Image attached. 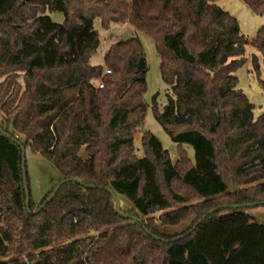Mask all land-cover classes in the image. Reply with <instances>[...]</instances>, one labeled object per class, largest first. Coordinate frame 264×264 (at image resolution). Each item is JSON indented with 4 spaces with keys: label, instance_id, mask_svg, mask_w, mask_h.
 I'll list each match as a JSON object with an SVG mask.
<instances>
[{
    "label": "trees",
    "instance_id": "16d2710c",
    "mask_svg": "<svg viewBox=\"0 0 264 264\" xmlns=\"http://www.w3.org/2000/svg\"><path fill=\"white\" fill-rule=\"evenodd\" d=\"M216 1L0 0V126L13 136L0 132V264H27L21 256L33 251L35 264H264V224L248 213L264 202V113L255 119L235 74L249 40ZM244 1L264 14V0ZM97 19L105 30L129 24L154 40L170 91L155 117L178 144L176 160L145 128L142 40L113 43L104 65H93ZM253 44L264 56V26ZM252 63L261 74L256 54ZM15 139L52 161L63 179H75L41 210L56 186L27 207ZM76 180L110 188L133 205L123 211L142 221L119 214L108 190ZM27 183L30 190L29 176ZM235 204L243 207L198 224ZM159 211L158 221L147 218Z\"/></svg>",
    "mask_w": 264,
    "mask_h": 264
},
{
    "label": "rangeland",
    "instance_id": "374dc122",
    "mask_svg": "<svg viewBox=\"0 0 264 264\" xmlns=\"http://www.w3.org/2000/svg\"><path fill=\"white\" fill-rule=\"evenodd\" d=\"M216 4L221 6L226 11H229L234 15L241 24V31L246 35L249 43L247 45V62L240 67L236 72V76L239 78L238 87L243 90L249 100L254 104V116L257 119L264 113V56L253 44V39L260 29L264 26V14H257L251 10V8L245 3L244 0H217ZM54 21L62 23L64 21V15L60 12L49 13ZM95 27L100 33V46L96 52L93 53L90 62L93 65H104V56L110 46L119 41L126 40L132 37H139L145 47L149 71L147 73V91L146 100L149 103L145 128L154 133L162 142L165 149H167L174 160L178 158L177 148L178 144L173 141L170 135L166 132L163 126L155 117V108L159 111H163L164 106L168 102L169 87L164 81L161 74V59L158 54L155 42L150 37L137 31L133 26L129 24H111L109 30H105L101 26L100 19L95 21ZM256 54L261 63V74L255 71L252 63V56ZM4 78H1L2 81ZM18 81L21 84H25V78L23 73L19 75ZM99 81H96L97 84ZM0 123L5 125V115L0 109ZM24 138V136H22ZM135 146L137 148L138 156H144V149L142 145V134L138 132L135 136ZM188 149L189 155L192 159H195V150L190 144H185ZM84 158H87L85 150L81 152ZM26 170L27 180L29 176L30 191L32 199L35 203H40L44 197L52 190L62 179V174L52 161L44 157L42 154L34 153L30 148L26 150ZM254 184V183H253ZM252 184V185H253ZM121 205L124 210H129L133 205L126 201L121 200ZM170 210H174L171 208ZM164 211H159L149 215L147 218H153L156 221L159 220L161 214ZM248 213L253 216L254 219L264 224V206L250 208ZM0 228H5V224L0 222ZM92 234H98L94 230H91ZM7 246L8 243L6 242ZM38 256L37 251H33L29 256L24 254L21 257L26 260L27 264H35V260L30 256Z\"/></svg>",
    "mask_w": 264,
    "mask_h": 264
},
{
    "label": "water",
    "instance_id": "95a60500",
    "mask_svg": "<svg viewBox=\"0 0 264 264\" xmlns=\"http://www.w3.org/2000/svg\"><path fill=\"white\" fill-rule=\"evenodd\" d=\"M0 132H2L3 134L7 135L8 137H13L10 133L6 132L1 126H0ZM15 141L21 145L22 147V151H23V179H24V183H25V189H26V194H27V207L29 208V205H30V200H31V194H30V190H29V186H28V183H27V170H26V147L23 145L22 142H20L18 139H15ZM71 180H75V179H68V178H64L62 179L55 187V189L53 190L52 194L49 196V198L44 202V204L41 205L40 209H43L54 197L55 195L57 194L58 190L60 189L61 185L64 184L65 182L67 181H71ZM77 182L81 183L82 185H85L89 188H103V189H106L108 190L112 196L114 197L115 199V202H116V211L121 214L122 216L126 217V218H129V219H134V220H137L139 222L142 221L141 218L139 217H136V216H133L127 212H124L123 211V208H122V205H121V199L120 197L113 191L111 190L110 188H107L105 186H98V185H94V184H86L84 182H82L81 180H76ZM264 205V202H260V203H255L254 206H263ZM251 204H245V207H250ZM243 207V205L241 204H235V205H223V206H219V207H216L212 210H210L209 212H207L198 222V224H200L206 217H208L209 215L215 213L216 211H219L220 209H227V208H241ZM148 232L150 234H152L153 236H155L153 233H151L149 230ZM156 238L158 239H161L157 236H155Z\"/></svg>",
    "mask_w": 264,
    "mask_h": 264
},
{
    "label": "built area",
    "instance_id": "2783aa9c",
    "mask_svg": "<svg viewBox=\"0 0 264 264\" xmlns=\"http://www.w3.org/2000/svg\"><path fill=\"white\" fill-rule=\"evenodd\" d=\"M112 73V70L111 69H106L105 72H104V75L106 74H110ZM97 86L100 87V88H103L104 87V81L103 79H100L99 82L97 83Z\"/></svg>",
    "mask_w": 264,
    "mask_h": 264
},
{
    "label": "crops",
    "instance_id": "0c3cea01",
    "mask_svg": "<svg viewBox=\"0 0 264 264\" xmlns=\"http://www.w3.org/2000/svg\"><path fill=\"white\" fill-rule=\"evenodd\" d=\"M126 25V24H125Z\"/></svg>",
    "mask_w": 264,
    "mask_h": 264
}]
</instances>
